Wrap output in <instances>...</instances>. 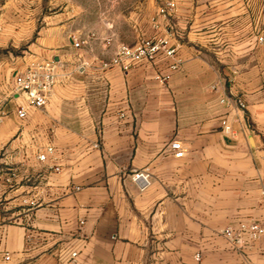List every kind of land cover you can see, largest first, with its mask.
I'll use <instances>...</instances> for the list:
<instances>
[{"label":"crops","instance_id":"crops-1","mask_svg":"<svg viewBox=\"0 0 264 264\" xmlns=\"http://www.w3.org/2000/svg\"><path fill=\"white\" fill-rule=\"evenodd\" d=\"M174 1L180 68L159 56L127 73L102 68L99 41L74 48L67 17L43 28L41 0L0 3V264L264 263V235L243 249L223 236L264 228V0ZM150 19L123 44L152 36ZM51 60L49 104L19 119L16 76ZM229 91L245 110L221 103Z\"/></svg>","mask_w":264,"mask_h":264},{"label":"built area","instance_id":"built-area-1","mask_svg":"<svg viewBox=\"0 0 264 264\" xmlns=\"http://www.w3.org/2000/svg\"><path fill=\"white\" fill-rule=\"evenodd\" d=\"M177 8L174 0H167L157 8L156 13L151 17V27L154 31L152 36L143 38L135 45L129 46L119 44L114 50V54L107 62H102L104 70L112 67L120 68L124 73L129 72L135 66L143 63L154 62L159 56L168 61V70L176 71L181 66V60L177 56L178 46L173 43V30L167 24ZM164 23V24H163ZM96 34L89 35L88 38H82L80 35L73 34L71 41L74 48L80 49L89 45V40H96ZM264 37L261 32L258 34V42L263 43ZM106 45H111V40H105ZM57 66L53 60L39 63H32L26 71L16 76L13 84L12 93L23 98V103L17 105V117L21 120L27 118L29 110H43L50 102L56 85ZM170 79V74L157 77L161 84H165ZM233 83V81H231ZM216 89V87H213ZM222 104L233 106L238 111L246 109V104L242 97L235 95L231 91L221 100ZM124 115L121 114V118ZM223 131L226 134H232V127L226 119L221 121ZM170 149L174 157L179 159L184 157L185 151L181 143L174 141L170 144ZM54 153L53 147H48L43 153H39L37 159L40 163H46L49 156ZM53 170L60 172L58 167ZM131 181L144 192L151 187V175L148 169L135 170L130 175ZM264 235V228L257 223H240L237 227H228L223 231V236L229 240L237 249H243L256 243ZM75 253L72 257H75ZM199 259V255H197ZM5 261L10 260L8 253H5ZM264 264V263H249Z\"/></svg>","mask_w":264,"mask_h":264},{"label":"rangeland","instance_id":"rangeland-1","mask_svg":"<svg viewBox=\"0 0 264 264\" xmlns=\"http://www.w3.org/2000/svg\"><path fill=\"white\" fill-rule=\"evenodd\" d=\"M4 1L0 0V3ZM160 2L161 0H41L42 27H49L50 19L57 17L66 21L67 17L75 34H96V41L99 43L89 53L98 54L106 62L113 56L117 45L130 44L135 40V27L146 25ZM107 39L111 40L109 46L105 44Z\"/></svg>","mask_w":264,"mask_h":264}]
</instances>
